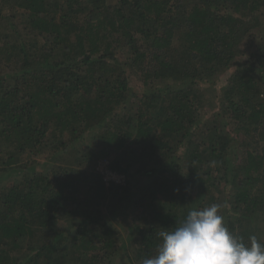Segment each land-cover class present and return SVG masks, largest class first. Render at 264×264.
Masks as SVG:
<instances>
[{"label": "trees", "instance_id": "obj_1", "mask_svg": "<svg viewBox=\"0 0 264 264\" xmlns=\"http://www.w3.org/2000/svg\"><path fill=\"white\" fill-rule=\"evenodd\" d=\"M214 203L264 245V0H0V264H143Z\"/></svg>", "mask_w": 264, "mask_h": 264}, {"label": "clouds", "instance_id": "obj_2", "mask_svg": "<svg viewBox=\"0 0 264 264\" xmlns=\"http://www.w3.org/2000/svg\"><path fill=\"white\" fill-rule=\"evenodd\" d=\"M220 208H193L175 228L161 230L156 255L143 264H264V245L255 236L249 245L233 235Z\"/></svg>", "mask_w": 264, "mask_h": 264}, {"label": "rangeland", "instance_id": "obj_3", "mask_svg": "<svg viewBox=\"0 0 264 264\" xmlns=\"http://www.w3.org/2000/svg\"><path fill=\"white\" fill-rule=\"evenodd\" d=\"M253 32H255V31H253ZM247 40L243 43V46H246V45L247 46H250L251 45V47L253 48V45L256 42H254V40H251V38H248V37H247ZM252 50H254V48ZM249 52H250V50H249ZM231 72H232L231 70H228V71L224 72L216 80V82L214 84H208L206 82H199L197 84V87L200 90L203 91V94H204L205 98H207L208 100H213L215 102H219L220 97H221L222 90H223V88H224V86H225V84L227 82V78L229 77V75L231 74ZM162 83L163 82L155 81L154 84L160 85ZM128 87H129V94L138 95V94H140L142 92L143 86L141 84V81L139 80V77L135 73H130L129 74ZM206 110H207V108H206ZM35 169H37V171H40V164H37ZM19 177H20V175H16L13 178L16 179V178H19ZM10 179H11V177H10ZM129 217H126L125 216L122 219L120 217H117L114 220L112 218L113 225L116 226V228L120 232V235L123 236L125 239H126V237H125L126 235L122 231L123 230L122 228L126 225V223H128ZM131 244H132L131 242L130 243L128 242L126 244V246H125V250L129 254H132L133 253V246ZM116 263H118V262H115L114 264H116Z\"/></svg>", "mask_w": 264, "mask_h": 264}, {"label": "built area", "instance_id": "obj_4", "mask_svg": "<svg viewBox=\"0 0 264 264\" xmlns=\"http://www.w3.org/2000/svg\"><path fill=\"white\" fill-rule=\"evenodd\" d=\"M95 171L101 176L102 180L108 184L124 185L126 182L125 175L110 169V159H100L97 161Z\"/></svg>", "mask_w": 264, "mask_h": 264}]
</instances>
